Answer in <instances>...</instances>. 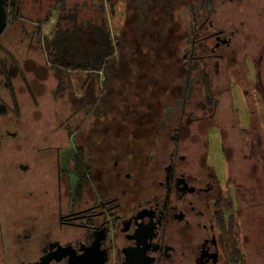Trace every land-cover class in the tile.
<instances>
[{
	"label": "flooded vegetation",
	"instance_id": "obj_1",
	"mask_svg": "<svg viewBox=\"0 0 264 264\" xmlns=\"http://www.w3.org/2000/svg\"><path fill=\"white\" fill-rule=\"evenodd\" d=\"M12 6L5 0L7 26L0 36V264H10L9 251L17 264H246L247 247L258 245L251 239L264 236L263 220L251 211L261 206L264 149L254 103L246 129L232 109L237 143L219 116L222 91L213 79L225 58L217 49L230 46L224 31L210 33V17L198 21V37L183 54L189 62L176 52L159 54V99L141 105L131 92L116 105L119 110L124 102L125 112L109 116L95 77L102 71L89 75L88 85L86 54H72L79 64L59 54L56 64L44 32L52 20L25 19L20 7L13 15ZM62 21L52 33L64 41ZM147 55L121 56L122 66L112 68L115 78L125 71L120 75H127L131 90L143 89L142 98L150 97L145 79L156 69ZM190 60L198 61L195 88L188 83ZM20 80L18 89L14 81ZM22 91L38 122L42 94L59 103L49 116L52 127L18 131ZM216 150L226 156V179L215 167ZM240 158L252 176L249 185Z\"/></svg>",
	"mask_w": 264,
	"mask_h": 264
},
{
	"label": "rangeland",
	"instance_id": "obj_2",
	"mask_svg": "<svg viewBox=\"0 0 264 264\" xmlns=\"http://www.w3.org/2000/svg\"><path fill=\"white\" fill-rule=\"evenodd\" d=\"M103 1L106 8L103 16L108 20L112 36L120 39V48L118 49L117 54L109 61L106 70L102 71L101 75L94 76L99 77L98 80L100 85H102V93L104 97H107L108 99L106 104L107 107L104 106L107 109V115L109 114L110 116L113 110L118 111L120 115L125 112L126 105L122 102L125 107L120 104L121 106L118 110L116 105L119 98L126 99L128 95L133 97L131 94L132 92L134 93L136 103L140 104L142 100H148V102L154 104L160 97L161 93L159 92V89L163 86V81L158 80L160 74L158 71L160 68L159 66H156L155 71L153 70L152 72H149L150 75L148 74V77H146L148 80L145 79V82L149 83L151 87V91L149 92L151 93L149 95L150 97L147 96L142 98L144 94L143 89L138 91L134 88L131 90L128 86L127 75L125 78V75H120L122 73L126 74L125 71H119V76L115 78L112 68L115 66L119 69V67L122 66L121 56L124 55L126 57L129 52L124 35L128 32L126 30L127 20L129 16L134 13L132 10L133 3H130V7L128 9L126 0H110L111 3H116V5L112 8L109 4V0ZM197 1L200 0H196V2ZM19 2L23 18L29 20H43L45 18H49V20H52L44 27V32L50 37L48 44H52L56 38V34L52 33V30H55V27H52V25H55L56 21H62L66 18V16L71 15L69 10L70 8L72 9L75 4L82 6L80 17L94 18L95 21L100 15L99 12L96 14L94 11L95 8L100 6V0H64V2H62V0H19ZM136 3L140 4V1L137 2L136 0ZM162 4L164 12L159 10L161 13L160 24L162 25L164 35H170V38H168L167 41H171L173 48V50L170 51V47H167L166 54H171L172 52L175 54L176 52V54H178L177 57H179L180 60L182 59V61L185 60V62H189V59L187 58L183 60V54L187 53V48L189 49L193 45L191 39L188 38L189 36L186 34L188 30L192 28V22L194 19L188 11L187 5H184L185 3L182 0H166L165 3L162 1ZM197 8L198 7H196V9ZM156 11H158V9ZM209 15L211 26L207 27L208 31H210V33L214 31H224V37L230 41V46L222 45L216 51L217 54H225V58L219 61L214 72L213 81L214 87L222 91L220 95V107L218 109L219 116L223 121V125L226 127V131H228L229 135L232 136L233 142L235 141L237 143L238 141L235 140L238 137L237 132L230 129V121L233 114L232 109H234V114L240 122V126L246 129L249 126L248 115L251 113L253 105L251 103H254L255 109L253 106V110H256V114L258 116L256 118L258 119L257 125L259 126V124H261L264 130V89L260 85V83L264 85V0H215ZM156 17L159 18V16ZM205 17L206 16L203 15V17H201V21H203ZM70 25L72 26L73 24L63 20L60 30L66 31L67 27ZM148 37L151 42L155 39H151L150 34H148ZM153 45L154 43L148 48L144 47L142 50L143 53L156 54V52L159 51L160 45H156L155 48H153ZM228 54L232 55L228 58ZM33 57L40 62L43 60L40 55H34ZM147 57L149 58V55H147ZM126 61L127 60L124 61V65L127 63ZM197 66V60H190V70H192V74L190 75L188 83H190V85L194 88L196 87V84L199 83V78L197 77L196 72ZM132 67L135 66L132 65ZM133 72H135V69ZM25 75H27V77L30 76L27 72ZM89 75L91 74H87L88 85L89 82H91ZM95 77L93 78L92 84L96 81ZM22 84L21 80L14 81V85H17L18 89L23 87ZM242 84L248 88L247 94L252 99L251 101L245 100L246 97L243 96L244 93L241 92L242 90L240 85ZM0 88H3L1 77ZM186 88H188V86ZM228 88H230L228 91L229 94L224 91V89ZM109 92L112 93L111 96ZM18 94L21 95L20 98H22L25 102L22 107V123L21 126H19L18 131L23 132L35 129L46 130L48 127H52L54 125L53 121L49 119V116L60 106L58 105V102L48 95V93L42 94V98L39 99L41 101V106H43V116L39 122L33 115L34 108L31 106L29 96L23 91ZM110 99L112 103H110ZM8 105H12L11 101H8ZM175 106L177 107L180 105L176 104ZM93 114V111L89 116L87 114V130L90 129L89 124L90 121L93 120ZM123 115L128 114L126 113ZM11 130H15L14 126L11 127ZM215 131L218 133V130ZM11 143L12 141L10 140L9 145H11ZM239 146H241L240 143ZM223 153L224 152L217 153V150L215 151V167L220 172L219 174L221 177L224 176L223 179H226L228 177V169L225 165L227 160L225 154ZM237 163L239 167L240 165L242 166L241 174L244 179L247 180L246 185H249L251 181L249 177L252 178V176L247 169L243 170V168H246L248 165L243 163L241 158L237 160ZM238 166L237 169H239ZM260 181L263 182L264 180L259 178V183ZM257 201L261 204V206H257L256 210H251L254 211V213H252V217L255 216L258 221H260L259 217H261L264 222V189L257 195ZM254 223L256 224V221ZM259 226L260 223L258 225L257 222V227ZM262 230V233L264 234V229ZM256 242L258 243L256 249V246L251 250L249 249V246L247 247L246 264H264V236L259 237V234H256L255 237L251 239V243L254 244ZM2 255L3 254L0 253V263ZM9 255L11 258L9 263L17 264L10 251L7 256L9 257Z\"/></svg>",
	"mask_w": 264,
	"mask_h": 264
},
{
	"label": "trees",
	"instance_id": "obj_3",
	"mask_svg": "<svg viewBox=\"0 0 264 264\" xmlns=\"http://www.w3.org/2000/svg\"><path fill=\"white\" fill-rule=\"evenodd\" d=\"M139 1L140 4L136 3V0H126L128 9L130 3H133L132 10L134 12L127 20L126 30L128 32L124 35L127 49L129 50L128 54H144L142 51L144 47L148 48L154 43L153 48H155L159 44V51L149 56L155 62L154 66H160V61H163L164 58L159 56V52L162 54L163 51V54H166L167 47H170V51L173 50L171 41H167L170 35H164L162 25L160 24L161 13L159 10L164 12L162 1L165 3L166 0H137V2ZM182 1L185 3L184 5H187L188 11L194 19L192 22V30L189 29L186 35L190 39L191 37L196 38L198 37V33L195 31L197 22L201 20L203 15L206 16L205 19L210 16L211 7L214 5L215 0H200L197 2L196 0ZM109 4L112 8L116 5V3H111V1ZM19 7V0H13V15L21 14ZM196 7L198 8L196 9ZM157 9L158 11H156ZM81 11L82 6L77 4L73 6L71 16L65 18V20H70L73 25H70L64 31V41L62 40V36H57L52 44L47 43L49 54L53 55L56 64H59L60 61L59 54H68L66 57L70 61L74 59L73 61H76V64H79V56L76 55L73 58L72 54H86L85 69L87 71H104L108 67L109 61L117 54L120 48V39L112 36L108 20L103 16L106 11L103 0H100V6L94 10L96 14L97 12L100 14L95 21L94 18L80 17ZM156 16H159V18ZM148 34H150L151 39L155 38L152 40L153 42H151Z\"/></svg>",
	"mask_w": 264,
	"mask_h": 264
},
{
	"label": "water",
	"instance_id": "obj_4",
	"mask_svg": "<svg viewBox=\"0 0 264 264\" xmlns=\"http://www.w3.org/2000/svg\"><path fill=\"white\" fill-rule=\"evenodd\" d=\"M6 26H7V13L5 10V0H0V36L5 30Z\"/></svg>",
	"mask_w": 264,
	"mask_h": 264
},
{
	"label": "crops",
	"instance_id": "obj_5",
	"mask_svg": "<svg viewBox=\"0 0 264 264\" xmlns=\"http://www.w3.org/2000/svg\"><path fill=\"white\" fill-rule=\"evenodd\" d=\"M98 72L97 71H88L87 74L91 75H96ZM259 132L261 133L262 136V141H263V149H264V130L261 124H259Z\"/></svg>",
	"mask_w": 264,
	"mask_h": 264
}]
</instances>
